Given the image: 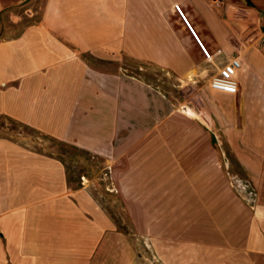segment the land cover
<instances>
[{
	"label": "crops",
	"instance_id": "crops-1",
	"mask_svg": "<svg viewBox=\"0 0 264 264\" xmlns=\"http://www.w3.org/2000/svg\"><path fill=\"white\" fill-rule=\"evenodd\" d=\"M248 1L0 0V116L102 157L108 189L162 264H239V247L264 258V0ZM18 2L32 21L7 36ZM233 56L238 92L207 83L231 96L207 126L213 146L190 118L208 67ZM178 78L195 81L181 123ZM63 161L0 136V264H146Z\"/></svg>",
	"mask_w": 264,
	"mask_h": 264
},
{
	"label": "rangeland",
	"instance_id": "rangeland-1",
	"mask_svg": "<svg viewBox=\"0 0 264 264\" xmlns=\"http://www.w3.org/2000/svg\"><path fill=\"white\" fill-rule=\"evenodd\" d=\"M24 2H18L10 6V9H12V17L9 19V21L14 26L5 35L11 36L16 34L24 24H27L32 21V19L29 17L22 18L23 8L21 5ZM244 3L249 4V1L244 0ZM251 5L257 6L254 4ZM259 6L260 7L258 8L257 13L259 17V26L264 29V4H261ZM216 71V66L211 63V66L208 67L206 76L199 82L200 86H202L201 90L205 95L199 99L202 105V110L199 113L200 115L192 113L190 118V121L192 123H194L195 121L207 130V138L209 141H211L213 146L216 143L217 137L215 136V131L210 130L207 126H211V123L215 121L216 118L219 116L217 112L220 106H229L231 102L230 95L210 92L207 88V83L209 79L216 73ZM193 82L188 83L178 78L174 80V83L170 84L173 88L172 96L174 97V104L176 108H179L180 110V112L176 111L175 114L176 123L187 121L184 118H188V116L184 115L181 112V107L183 106V95H189V92H191L189 91L191 89L190 87L194 85ZM263 113L264 110L262 114ZM261 118L263 119L264 117ZM0 136L17 140L23 144L32 146L35 149L45 151L46 153L61 156L64 159L68 167L70 176L73 179L71 185L76 186L79 181V185L82 184L81 182H86L90 189V193L94 195V197L100 202V204L104 206L108 210V212H110L111 215L115 218L118 224V229H120L122 233H126L128 237V243H131L132 246L134 245L137 250H141L143 254L146 255V259H144V262H146V264H162L158 259H156V257L154 258L152 256L150 245L147 244L146 241H144L139 234H137L136 228L131 224L129 216L127 215L128 213L120 209V200L117 197V194L114 191H110L108 189L110 186L112 187L111 179L109 178V169L108 167H106V163L104 162V159L102 157L97 156L95 158H91L90 156L82 154L81 152L75 151L65 143L63 144L53 140L52 138L45 137L42 134H39L38 132L28 127L22 126L20 123L10 120L3 116H0ZM222 149L224 156L223 172L224 176L229 177V172L231 173L230 164L226 161V157L229 155V149L225 146V144H223ZM80 174H83L84 176L81 177V179L79 180V178L77 177ZM224 199L226 202L231 201V198L228 197L226 194H224ZM231 202L235 204V199H232ZM238 203L239 215L240 218H242L241 221L244 224L245 228H249L248 225L245 226L246 211H244V209H241L242 200H239ZM228 215H230V213ZM227 217L228 216L224 217V224L228 222ZM250 223H252V221ZM258 229L261 231L262 227H258ZM207 230H209V228H207ZM226 233L228 232L226 227L224 226V235H226ZM240 235H243V232ZM257 245L262 246V243L260 242ZM252 260H254L256 264H264V258L262 253L249 252L248 250L239 247V264H252Z\"/></svg>",
	"mask_w": 264,
	"mask_h": 264
},
{
	"label": "built area",
	"instance_id": "built-area-1",
	"mask_svg": "<svg viewBox=\"0 0 264 264\" xmlns=\"http://www.w3.org/2000/svg\"><path fill=\"white\" fill-rule=\"evenodd\" d=\"M175 9L180 13L182 18L185 20L186 27L192 33L199 43L200 49L204 54L207 61L212 62L211 55L209 51L200 43L198 40L192 25L183 15L180 7L175 5ZM264 14V12H263ZM242 66V61L238 56H233L230 60L217 68L216 73L210 78L208 86L213 91H218L227 94H236L238 92V80L237 73Z\"/></svg>",
	"mask_w": 264,
	"mask_h": 264
},
{
	"label": "trees",
	"instance_id": "trees-1",
	"mask_svg": "<svg viewBox=\"0 0 264 264\" xmlns=\"http://www.w3.org/2000/svg\"><path fill=\"white\" fill-rule=\"evenodd\" d=\"M249 5H250V3H249ZM64 144V143H63ZM72 149H74L75 151H78V152H81L82 154H85V155H87V156H90L91 158H95V157H97L96 155H94V154H91L90 152H88V151H86V150H83V149H80V148H78V147H76V146H71V145H69ZM64 162V161H63ZM64 165H65V162H64ZM66 166V165H65ZM66 171H67V166H66ZM81 175V174H80ZM69 180V179H68Z\"/></svg>",
	"mask_w": 264,
	"mask_h": 264
}]
</instances>
